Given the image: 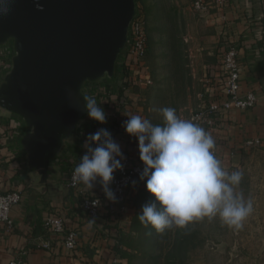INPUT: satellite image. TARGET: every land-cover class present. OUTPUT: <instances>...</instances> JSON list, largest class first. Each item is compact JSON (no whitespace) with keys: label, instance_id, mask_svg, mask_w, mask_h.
I'll return each instance as SVG.
<instances>
[{"label":"rangeland","instance_id":"374dc122","mask_svg":"<svg viewBox=\"0 0 264 264\" xmlns=\"http://www.w3.org/2000/svg\"><path fill=\"white\" fill-rule=\"evenodd\" d=\"M136 5L147 17L148 65L153 85L136 91L141 98L134 111L154 125L163 123L161 109L165 107L174 108L178 117L192 121V113L202 104L210 86L208 66L228 42L215 21L193 8L192 0H136ZM113 82L107 77L94 82L92 88L112 86ZM0 109L8 113L2 106ZM12 116L22 121L23 135L31 138L33 127L22 116ZM204 129L214 139V154L224 170L242 173L235 192L245 203L252 202L251 214L239 229L225 225L215 216L194 221L185 228L174 226L157 232L150 225L145 227L138 218L142 206L154 202L142 182V187L134 192V212L121 234L123 246L116 264H264V148L254 145L219 150L222 141L216 132ZM80 135L81 132L74 131L65 136L63 149L76 147ZM22 141L23 136L20 145L32 183L49 186L51 179L60 176V154L38 151Z\"/></svg>","mask_w":264,"mask_h":264},{"label":"crops","instance_id":"0c3cea01","mask_svg":"<svg viewBox=\"0 0 264 264\" xmlns=\"http://www.w3.org/2000/svg\"><path fill=\"white\" fill-rule=\"evenodd\" d=\"M223 15L225 20L219 15L210 20L218 24L227 42L237 46L241 92H255L258 103L250 111L231 113L220 129L210 131L216 132L222 141L219 150L226 147L238 150L246 147L247 140L256 138L261 140L260 146L264 148V0H231ZM218 62L219 57L208 68H217ZM99 87L109 90L100 94V99H107L108 104L97 101L106 113L107 122L96 127L89 124L88 131L111 130L123 115L122 111L130 110V106L124 104L118 83L107 88L105 85ZM94 90L90 91L91 95ZM8 113L0 109V193L19 191L22 201L11 212L13 230L8 231L0 225V264H8L19 252L25 254V264H110L119 255L113 250L114 242L109 235H104V231H108L109 225H115L120 233L124 232L131 222L134 208L118 218L104 217L97 223L85 218L82 199L68 186L67 176L69 168L78 165L80 157L86 154L87 134H81L79 144L62 154L57 180L51 179L53 182L47 187L35 186L27 170L26 154L20 145L24 125ZM133 114L136 115L135 111ZM113 139L124 155L133 149V145L120 136ZM56 215L65 218L69 230L79 232L75 251H68L61 237L46 227L45 220Z\"/></svg>","mask_w":264,"mask_h":264},{"label":"water","instance_id":"95a60500","mask_svg":"<svg viewBox=\"0 0 264 264\" xmlns=\"http://www.w3.org/2000/svg\"><path fill=\"white\" fill-rule=\"evenodd\" d=\"M5 6L0 50L13 53L0 106L33 127L23 144L61 157L64 137L93 122L84 111L93 83L118 81L136 0H0Z\"/></svg>","mask_w":264,"mask_h":264},{"label":"clouds","instance_id":"9594fccd","mask_svg":"<svg viewBox=\"0 0 264 264\" xmlns=\"http://www.w3.org/2000/svg\"><path fill=\"white\" fill-rule=\"evenodd\" d=\"M7 12L6 6L0 8V13ZM84 101L86 115L105 124L106 113L95 98ZM161 112L162 124L154 125L139 115L128 117L124 124L126 133L138 141L143 165L140 181L154 197V202L142 206L138 214L141 223L163 232L219 216L225 225L241 228L253 210L252 202L245 203L235 192L242 173L224 170L214 154V139L204 128L178 117L174 108L165 107ZM84 147L86 154L72 175L73 186L82 184L92 190L99 182L106 198L115 202L111 184L114 174L123 171L125 160L120 145L106 128H100L88 135Z\"/></svg>","mask_w":264,"mask_h":264},{"label":"built area","instance_id":"2783aa9c","mask_svg":"<svg viewBox=\"0 0 264 264\" xmlns=\"http://www.w3.org/2000/svg\"><path fill=\"white\" fill-rule=\"evenodd\" d=\"M230 3L231 0H192L193 8L200 15L206 18L219 15L223 20H225L223 13ZM148 51L149 32L147 17L137 7V14L131 26L129 44L119 64L117 81L125 99L124 104L129 105L130 110L122 111L123 115L117 121V124L111 130H108L113 138L120 136V139L133 145V149L124 155L125 160L122 162L123 171H117L114 174L111 190L115 193L116 201L112 202L106 198L99 182L94 184L92 190L82 184L73 186L72 175L78 165H72L68 170V186L82 199L84 216L90 222L97 223L101 218L109 216L118 218L134 208V192L138 190L135 186L142 183L139 177L143 165L139 158L138 141L126 133L124 124L128 117L134 115L133 111L136 102L141 98L140 92L136 91L148 89L153 85L151 67L148 65ZM12 53V48L0 50V79L11 67L10 58ZM217 66V68L209 69L210 86L205 92L204 101L192 113L191 118L197 125L208 130L220 129L231 113L235 111H250L258 103L255 92H241V64L237 46L233 42L229 41L221 52ZM99 86L95 88L92 96L96 102L100 101L101 104L106 105L108 104L106 102L107 99H100V94L109 90ZM133 94L137 95V97L133 96ZM96 131L83 130L81 134H87V139L89 134ZM245 143L246 146L261 145V140L259 138L250 139ZM133 181H136L135 186H133ZM21 201L22 194L19 191L0 193V225L6 227L8 231H12L14 227L11 218L12 209L19 205ZM45 225L54 235L61 237L68 251L77 249L80 237L79 232L69 230L63 216H50L45 220ZM24 255V253H16L8 264H25ZM117 262V257L112 260V264Z\"/></svg>","mask_w":264,"mask_h":264},{"label":"trees","instance_id":"16d2710c","mask_svg":"<svg viewBox=\"0 0 264 264\" xmlns=\"http://www.w3.org/2000/svg\"><path fill=\"white\" fill-rule=\"evenodd\" d=\"M149 30V29H148ZM149 32V31H148ZM149 44H150V39H149ZM148 55H149V51H148ZM91 90L93 91V88L91 87ZM99 123H91V125H93L94 127H96ZM89 126H85V127H81V132L83 130H88ZM142 186L141 185H136L135 188L140 189ZM108 231L105 232L104 231V235H109V237L111 238V240L114 242V248L113 250L116 252V255H120L121 254V247L123 246V237H122V232L120 233L119 229L116 228L115 225H109L108 227ZM110 264H112V262H110Z\"/></svg>","mask_w":264,"mask_h":264}]
</instances>
